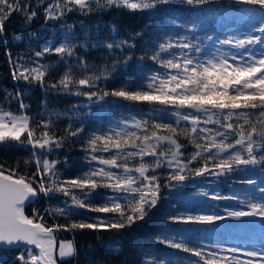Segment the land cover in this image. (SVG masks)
<instances>
[{"label": "snow or ice", "instance_id": "1", "mask_svg": "<svg viewBox=\"0 0 264 264\" xmlns=\"http://www.w3.org/2000/svg\"><path fill=\"white\" fill-rule=\"evenodd\" d=\"M173 6L194 11L183 19L168 16L160 32L166 38H148L138 57L134 49L137 39L145 40L143 31L121 37L112 22L105 26L108 34L101 36L100 24L89 27L81 19L77 31L75 23H67L74 12L84 17L113 11L163 16ZM41 8L45 26L57 22V43L31 29ZM226 15L243 20L247 30L228 29L217 35L215 25ZM14 16L24 21V27L11 34V41L29 47L36 43L38 50L32 49L28 59H13L11 49L6 51L15 90L6 91L0 100V147L28 151L21 162L34 164L36 171L23 175L21 162L12 168L0 163V264L3 252L17 249L18 264H78L74 240L57 238L58 232L77 230L116 233L103 246L119 252L124 231L147 223L166 199L165 192L168 198L173 193L185 195L184 189L197 179L217 187L221 183L246 187L229 194L201 188L198 195L231 201L235 207L224 206L223 214L188 211L168 216L154 239L171 251L147 250L139 264H264V0H38V4L0 0V42L5 46L10 43L8 22ZM92 50L107 51L110 62L90 65L87 56ZM51 55L58 57L56 64L42 62ZM134 60L141 78L109 88L108 83L126 73ZM145 60L155 67L145 65ZM58 64L65 71L46 83ZM37 87L42 93L83 96L91 103L111 98L131 108L103 130L89 132L85 125L94 115L90 105L83 113L78 106L56 112L57 118L68 121L61 135L51 113L46 120H33L28 114L31 103L25 99L30 101ZM13 102L18 111L11 110ZM48 103L42 97L41 109L46 110ZM77 141H82L79 150L87 167L65 178L57 165L70 168L67 157H49ZM189 147L192 150L186 151ZM57 197L61 199L56 206L32 207L41 198ZM97 198L100 204L94 203ZM46 215L53 223H47ZM245 218L261 221L259 249L193 238L200 229L191 226ZM61 219L65 223L58 222Z\"/></svg>", "mask_w": 264, "mask_h": 264}, {"label": "trees", "instance_id": "2", "mask_svg": "<svg viewBox=\"0 0 264 264\" xmlns=\"http://www.w3.org/2000/svg\"><path fill=\"white\" fill-rule=\"evenodd\" d=\"M34 4H38V0H33ZM212 7H216L213 5ZM246 7L243 5H238L236 8ZM41 14L33 21L31 29L39 34L49 35L54 43H57L58 35V25L57 22L51 21L48 25H44V16L42 14V8L39 9ZM194 10L187 7L173 6L169 7L168 11L163 16L144 15L140 13L129 14L127 12H117L113 11L111 13H104L102 16L92 15L89 17L80 16L77 13H72L67 19V23L77 25L76 30L80 31L79 21L83 19L89 27L94 24L101 25V36H106L108 34V28L105 27L112 22H115L119 35L121 37H128L129 35H135V33L143 31L145 40L137 39V47L134 49V56L138 57L142 54L145 49V42L148 38L155 40L159 35L160 39L163 40L166 37L160 35L162 31V26L167 22V17H177V18H187ZM235 11V9H231ZM243 20L234 19L232 15H226L222 17L220 23L215 25L216 34L223 36V33L228 29H239L240 31L245 30L246 26ZM24 27V21L19 16H14L8 22V38L10 43L5 46L0 42V100H3L6 91H14L15 87L13 85L11 76V66L8 63V58L6 56V51L11 49L13 59L17 57H24L28 59L32 54V49H37L36 43H33L29 47L25 43H16L11 41V34L17 33L21 28ZM42 43V41H41ZM83 55V53H81ZM109 53L104 50H92L88 53L87 59L90 65H103L105 62L109 61ZM115 55H119L116 53ZM58 57L55 55L47 56L42 62H52L56 64ZM135 60L132 67L124 74L118 75L113 81L108 83L109 88H116L120 86L126 80L137 81L141 77L137 76L135 72ZM148 67H155L151 61L145 60L143 62ZM65 71V66L63 64H58L54 69L51 70L48 77H46V83H53L60 78L62 73ZM77 76L83 75V73H76ZM46 98L48 100V105L46 110L41 109L40 101ZM26 103H31V109L28 114L36 119H49V114L51 113V119L56 121V127L60 129V134L63 135V129L66 127L68 121L66 117H59L54 114L56 112H65V110L72 108L73 106H78L81 113L89 110L90 105L91 111L94 115L89 118V122L85 125V131L89 132L92 130L106 128L112 121L119 120L122 116L126 115V109H130V105H126L123 102L109 98L107 101L102 103H91L83 96L74 95H57L51 91L42 93L37 87L31 93V100L25 99ZM12 111H18V103L13 102L11 104ZM139 107V106H138ZM146 107V106H145ZM7 109V106H6ZM39 113V115H38ZM185 143V141H181ZM82 141H77L72 145L67 146V150H61L57 153L52 154L49 159H60L63 160L65 156L67 157L68 164L71 167H66L65 165H57L60 168L63 176L65 178H72L79 175L82 169H86V165L83 163V153L79 150V145ZM191 147L186 149V151H191ZM29 156V152L16 147L2 146L0 147V163L4 164L6 168L17 167V163L23 161ZM19 172L23 175L30 176L36 171L34 164L25 165L24 163H19ZM251 175V173H249ZM195 185V186H193ZM246 186L240 183H235L231 186L227 183L219 184L217 187L216 183L208 184L201 183L199 179L191 182L185 189V195H177L173 193L170 198H168V193L165 192L164 199L161 204L153 210L150 214L151 219L142 225L134 226L131 229H126L123 235V244L119 252L107 251L103 245L113 239L116 233H95L88 230L75 231V232H58V240H74L75 245L78 249V264H139L141 260L142 253H145L150 249H160L162 254H167L171 250L163 249L161 245L156 243L154 237L155 235L165 227L167 224V217L170 215H176L180 213H187L192 211L194 213L211 214L212 212H219L223 214V208L226 205H232L235 207L231 201H211L203 196L198 195L201 188L204 190L212 191L218 190L222 194H229L230 192H242ZM60 197L47 201L41 198L32 207L39 208L43 210L49 203L53 206L58 204ZM102 201L97 198L94 200L95 204H100ZM83 211V210H82ZM86 215L99 216L103 214L87 213ZM45 219L48 224L53 223V220L47 215ZM60 223H65L63 219L59 220ZM261 221L259 219H247L242 221L229 219L227 221L219 222L215 225L209 226H191L199 228L200 231L196 232L194 239H199L203 243L207 244H223L226 246H239V247H255L259 249L262 243L261 236ZM170 228H183L187 227L184 225H167ZM101 239H97V236ZM19 251H5L2 255H5L4 264H18L15 257ZM174 254V253H173ZM185 255V254H181ZM230 255V254H229ZM87 258V259H86ZM68 264H75L73 261H69Z\"/></svg>", "mask_w": 264, "mask_h": 264}, {"label": "rangeland", "instance_id": "3", "mask_svg": "<svg viewBox=\"0 0 264 264\" xmlns=\"http://www.w3.org/2000/svg\"><path fill=\"white\" fill-rule=\"evenodd\" d=\"M244 24H245V23H244ZM246 30H247V28H246L245 30H242V31H246ZM18 251H19V250H18ZM3 257H4V261H5V259H6V258H5V255H3Z\"/></svg>", "mask_w": 264, "mask_h": 264}, {"label": "water", "instance_id": "4", "mask_svg": "<svg viewBox=\"0 0 264 264\" xmlns=\"http://www.w3.org/2000/svg\"><path fill=\"white\" fill-rule=\"evenodd\" d=\"M17 250H19V249H17ZM13 251H15V250H13Z\"/></svg>", "mask_w": 264, "mask_h": 264}]
</instances>
